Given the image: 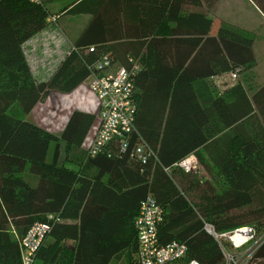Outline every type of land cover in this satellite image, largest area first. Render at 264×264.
Returning a JSON list of instances; mask_svg holds the SVG:
<instances>
[{
  "label": "trees",
  "instance_id": "1",
  "mask_svg": "<svg viewBox=\"0 0 264 264\" xmlns=\"http://www.w3.org/2000/svg\"><path fill=\"white\" fill-rule=\"evenodd\" d=\"M47 1L0 2V264H21L19 239L34 221L51 225L35 264H135L133 220L147 195L165 212L159 242L186 244L178 263L222 264L201 218L218 230L264 228V84L251 90L244 75L221 92L207 79L249 72L252 35L225 23L212 33L213 19L184 12L185 0H72L62 13L89 19L50 78L37 81L22 44L46 27ZM91 45L94 51H86ZM102 52L117 65L127 66L128 55L138 59L135 126L155 155L131 158L134 135L125 153L82 154L69 167L66 156L77 151L95 116L73 111L58 136L25 116L51 90L69 93L87 79L85 62ZM156 94L160 103L153 106ZM190 153L208 176L173 166ZM66 239L72 246L61 243ZM256 258L264 264V242Z\"/></svg>",
  "mask_w": 264,
  "mask_h": 264
},
{
  "label": "built area",
  "instance_id": "2",
  "mask_svg": "<svg viewBox=\"0 0 264 264\" xmlns=\"http://www.w3.org/2000/svg\"><path fill=\"white\" fill-rule=\"evenodd\" d=\"M2 0H0L1 2ZM40 3L42 0H29ZM58 15L49 14L47 23L54 22ZM94 51L91 45L85 49ZM128 65H115L109 53L102 52L99 57L85 62L90 71L87 79L80 85L86 87L95 98L93 114L98 120L96 133L83 142L81 148L87 157L104 153L108 157L113 152L125 153L135 135V142L129 156L145 162L155 155L154 150L144 141L135 126L137 101L135 97V78L140 68L138 59L128 55ZM238 69L219 73L213 82L222 92L235 85L238 81ZM113 149V152L111 151ZM185 173L200 175L202 166L194 153L174 163ZM164 170L169 172V168ZM164 209L152 195H147L138 205L133 227L137 234V251L135 264H173L180 262L186 255V244L172 240L161 244L158 239V225L164 219ZM49 220L54 216L49 214ZM202 229L217 243L222 264H259L256 251L264 242V229L254 224H242L228 230H218L215 225L204 219ZM51 229L50 222L34 221L19 239L21 264H35L38 249L43 244ZM184 264H201L190 259Z\"/></svg>",
  "mask_w": 264,
  "mask_h": 264
},
{
  "label": "crops",
  "instance_id": "3",
  "mask_svg": "<svg viewBox=\"0 0 264 264\" xmlns=\"http://www.w3.org/2000/svg\"><path fill=\"white\" fill-rule=\"evenodd\" d=\"M182 6L184 12L199 11L212 18V33H215L219 24L225 23L229 26L242 29L251 34L253 38L252 51L255 60L258 61V56H255L254 53V45L256 43V46L258 47V44H260L261 50L259 49V51L262 52V50H264V10L262 8L264 7V0H185ZM49 27L50 24L46 25V27L34 34L22 44V50L26 62L33 77L37 81H47L58 68L73 45L72 41L69 44L64 40H57L53 37H50V34H48ZM77 34L78 33L76 32L75 35L72 36V40L77 36ZM172 58H175L174 53L172 54ZM262 60H264V54L261 55V61ZM261 61L260 65L258 64V67L256 64V68L258 75L262 74L264 76V61ZM51 66L54 68V71H52L51 74L46 73L48 67L50 68ZM212 79H214V76L208 77L207 80L212 82ZM260 84H264V81H261ZM52 93L53 95L51 97L56 96V98L59 100V102L56 100L57 103H61V99L64 101V106H59L57 103L55 104L56 108L64 110L63 125L59 133H53L56 136L61 133L69 115L73 111H81L91 114L94 112L95 98L86 87L80 84L70 91L68 96H64L62 92L54 90H51L47 96L51 95ZM159 96L160 95L156 94L154 98H149V102H152L151 104H153V106H155V104L158 105L160 103ZM136 101L138 107L139 99L137 98ZM38 104L39 102L33 107L30 113L25 116V118L47 131L49 129L43 127L42 123L37 117L38 115L33 113ZM152 115L153 114L151 113L150 119L152 118ZM97 127L98 120L96 117H94V121L85 138L83 139V142L94 136ZM51 154L52 150H50L49 155ZM61 154L62 157L65 155L64 152ZM82 154H84V158L87 159V156L80 145L76 152H72V154H68L66 156L65 164L69 167L75 168L77 165H75L74 162L76 159L78 161Z\"/></svg>",
  "mask_w": 264,
  "mask_h": 264
},
{
  "label": "rangeland",
  "instance_id": "4",
  "mask_svg": "<svg viewBox=\"0 0 264 264\" xmlns=\"http://www.w3.org/2000/svg\"><path fill=\"white\" fill-rule=\"evenodd\" d=\"M71 1L72 0H49L45 4L47 10L49 11V14L58 15V18H57L58 20H56L54 22L47 23V25L50 24V27L48 29V34H50V37H53L54 39L64 40L69 44L72 41V38H73L72 36H74L76 32L79 33L82 30V28L84 27V25L86 24L87 20L89 19L88 14L72 15V14L62 13V9L65 6H67ZM259 49L261 50L260 44H258V47H257L256 43H255L254 53H255V56H258V61L255 60L253 66L250 68L249 72H247V73L246 72H242V73L239 72L240 73L239 79L244 80V77H243L244 75H246L248 77L247 81H249L251 83L250 84L251 90H254L256 87L261 85L260 84L261 81H264V76L262 74L258 75L257 68H256V64H257V67H258V64L260 65L261 55L264 54V52H263L264 50H262V52H261V51H259ZM262 61H264V60H262ZM115 65H117V63H115ZM52 71H54V68L51 66L50 68L48 67V69L46 70V73L51 74ZM211 84L212 83L210 82V85ZM54 91H56V90H54ZM62 94L64 96H68V93L62 92ZM52 95H53V93L49 96H46V98L43 101H40L33 113L38 115L37 117L40 120V122L42 123V126L50 130V131L49 130H47V131L55 134V133H59V131L63 125L64 110H62L60 108H56V105H55L57 103L56 100L58 102H59V100L56 98V96L51 97ZM60 102L61 103H57V105L59 104V106H64L63 99H61ZM202 170L203 171L201 172L200 175H194V176H196L198 178H204V177L208 176V174L205 171V169L203 168V166H202ZM23 175H24V177H26V172H24ZM26 178L31 179V177H26ZM216 178L220 182L222 181V179L219 175H216ZM190 198H192V197H190ZM249 224H254V223H249ZM262 229H264V228H262ZM50 240H51V237L47 236L45 238V243H47ZM61 243L63 245H66V246H72L73 241L66 239V240L61 241ZM110 264H127V261L126 260H122V261L114 260ZM174 264H180V263H174Z\"/></svg>",
  "mask_w": 264,
  "mask_h": 264
}]
</instances>
